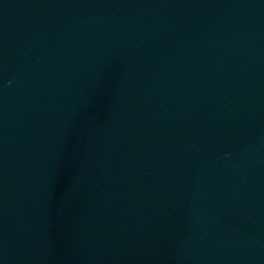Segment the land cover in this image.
I'll use <instances>...</instances> for the list:
<instances>
[{
	"label": "water",
	"instance_id": "water-1",
	"mask_svg": "<svg viewBox=\"0 0 264 264\" xmlns=\"http://www.w3.org/2000/svg\"><path fill=\"white\" fill-rule=\"evenodd\" d=\"M0 264H264V0H0Z\"/></svg>",
	"mask_w": 264,
	"mask_h": 264
}]
</instances>
